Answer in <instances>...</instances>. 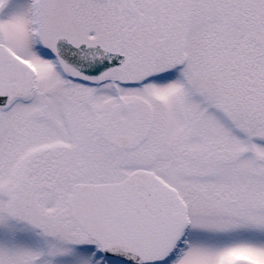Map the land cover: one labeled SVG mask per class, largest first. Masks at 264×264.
I'll use <instances>...</instances> for the list:
<instances>
[{"label": "snow or ice", "instance_id": "1", "mask_svg": "<svg viewBox=\"0 0 264 264\" xmlns=\"http://www.w3.org/2000/svg\"><path fill=\"white\" fill-rule=\"evenodd\" d=\"M0 264H264V0L0 18Z\"/></svg>", "mask_w": 264, "mask_h": 264}, {"label": "rangeland", "instance_id": "2", "mask_svg": "<svg viewBox=\"0 0 264 264\" xmlns=\"http://www.w3.org/2000/svg\"><path fill=\"white\" fill-rule=\"evenodd\" d=\"M29 3V0H10L8 6L4 10L2 17L0 18H6L8 15L21 11L24 9Z\"/></svg>", "mask_w": 264, "mask_h": 264}]
</instances>
